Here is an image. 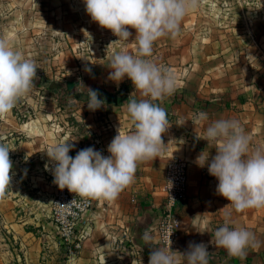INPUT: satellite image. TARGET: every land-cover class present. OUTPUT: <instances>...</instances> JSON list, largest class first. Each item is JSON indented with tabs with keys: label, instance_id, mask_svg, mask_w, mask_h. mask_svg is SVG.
Returning <instances> with one entry per match:
<instances>
[{
	"label": "crops",
	"instance_id": "0c3cea01",
	"mask_svg": "<svg viewBox=\"0 0 264 264\" xmlns=\"http://www.w3.org/2000/svg\"><path fill=\"white\" fill-rule=\"evenodd\" d=\"M242 1L199 0L197 8L181 21L176 38L164 36L154 42L147 59L171 68L177 79L174 95L160 104L170 127L162 134L164 151L155 160L139 163L134 181L114 201L92 200L91 210L75 224L79 247L70 253L59 243L51 222L52 201L40 196V191L29 193L27 186L49 184L44 176L33 177V171L45 169L46 163L52 167L45 150L56 144L68 141L74 145L69 152L73 158L88 147L106 157L118 128L122 133L134 130L126 101L144 97L127 78L119 84L110 81L108 65L116 52L136 54L135 30L130 29L127 43L116 42L118 38L110 30L91 21L83 0L13 1L14 12L24 17L32 9L53 16L48 22L60 48L57 57L71 60L65 69L67 78L55 88L61 90L72 82V91L79 97L70 96L54 105L66 108L64 119L70 126L62 119L55 133L43 132L39 149L34 143L38 136L32 134L25 136L22 148L14 142L8 145L12 168L9 188L0 198V264H149L151 248H163L157 243L156 227L162 216L164 166L172 156L187 164L185 200L177 210L179 235L170 248L181 264H187L181 253L188 250L189 243L207 246L208 264H225L229 258L238 264H264V208L237 213L217 194L218 180L209 174L207 165L197 164L201 153L209 154V162L216 154L214 144L197 136L203 138L206 127L221 118L241 123L251 137L250 152L264 148V4L257 18L255 1ZM62 43H70L71 52ZM65 63L62 61L60 69L64 70ZM88 89L120 94L115 102L92 111L87 107ZM199 112L207 113L208 120L197 121ZM17 168L23 171L18 181ZM17 186L24 188L20 194ZM226 218L230 227L247 229L256 237L258 246L248 248L243 257H231L215 246L214 231ZM144 232L151 236L147 245L141 239Z\"/></svg>",
	"mask_w": 264,
	"mask_h": 264
},
{
	"label": "clouds",
	"instance_id": "9594fccd",
	"mask_svg": "<svg viewBox=\"0 0 264 264\" xmlns=\"http://www.w3.org/2000/svg\"><path fill=\"white\" fill-rule=\"evenodd\" d=\"M83 3L91 21L110 30L118 38L116 42L127 43L132 36L130 29L135 30L136 54L114 53L108 65L112 70L108 79L119 84L127 78L144 97L126 101L134 130L122 133L118 128V134L107 147L109 156L88 147L73 158L69 152L74 145L68 141L45 150L52 164L50 168L46 163L45 170L52 172L53 183L87 205L92 200L114 201L134 181L139 163L155 160L163 153L162 134L170 127L166 110L160 104L174 95L177 79L171 68L157 65L147 57L152 55L154 42L159 38L174 39L179 35L181 21L197 8L199 0H83ZM85 70L91 72L90 68ZM36 78L35 62L0 38V118L9 114L31 90ZM88 91L89 110L102 107L104 101L98 98V92ZM195 118L207 121L208 115L199 112ZM197 139L215 145L216 154L210 162L209 154L201 153L197 164L207 165L209 174L218 180L217 194L228 200L237 213L264 208V148L250 152L251 137L241 123L236 119H217L206 127L203 138ZM9 151L5 144H0V198L5 196L11 180ZM74 203L73 199L58 204L61 209H68ZM141 239L146 245L151 243L148 232ZM214 240L215 246L225 249L231 257H243L248 248L258 246L251 231L230 227L227 218L223 226L215 229ZM151 249L149 264H181L171 249ZM208 255L204 243H189L188 250L181 253L187 264H208Z\"/></svg>",
	"mask_w": 264,
	"mask_h": 264
},
{
	"label": "rangeland",
	"instance_id": "374dc122",
	"mask_svg": "<svg viewBox=\"0 0 264 264\" xmlns=\"http://www.w3.org/2000/svg\"><path fill=\"white\" fill-rule=\"evenodd\" d=\"M13 1L0 0V38L8 40L27 59L35 62L37 78L31 90L21 98L12 111L0 118V144H5L8 147L14 142L17 148H22L27 140L25 136L32 134L33 137L38 136L34 143L39 149L41 140L39 138H41L42 133L50 130L55 133L60 128L61 121L67 114L65 112L66 108L59 109L54 106L66 100L59 99V94L55 91V85L56 83L63 84V79L67 78L65 71L68 66L70 67L71 60H63L57 57L59 54L61 55L60 48L57 46L58 43L54 40L55 38L52 37L53 28L50 27L51 25L48 22V19L51 20L53 16L46 15L47 11L32 9L30 16L26 14L24 17L23 13L14 12V8L17 7L13 5ZM254 1L257 6L256 15L259 18L262 14L260 9L264 4V0ZM241 2L243 1L241 0ZM258 30L262 31L261 28L257 27ZM62 45L64 49L67 47L66 49L71 52L70 43H62ZM62 61L67 64L64 66V70L60 69L63 66ZM66 96L69 99L70 96ZM64 121L67 126H70L69 122H66L65 119ZM20 160V157L17 156V163ZM32 160H36L35 162L39 166L42 163L37 158ZM22 176L23 171L17 168L15 171L16 180H21ZM36 176H44L49 184L45 187H40L38 184L32 188L27 186L29 188L28 192L36 194L37 191H40V196L52 201L55 189L53 188L54 176L52 172L45 169H37L33 171V177ZM23 189L22 186H17L16 193L20 194Z\"/></svg>",
	"mask_w": 264,
	"mask_h": 264
},
{
	"label": "built area",
	"instance_id": "2783aa9c",
	"mask_svg": "<svg viewBox=\"0 0 264 264\" xmlns=\"http://www.w3.org/2000/svg\"><path fill=\"white\" fill-rule=\"evenodd\" d=\"M186 162L176 156H172L164 166V199L162 216L156 227L157 243L163 248H172L179 235L178 207L185 200L186 188ZM74 199L71 208L61 209L60 204H67ZM76 204H81L77 207ZM93 201L87 205L81 203V198L74 196L67 189L60 190L55 185L51 202V222L55 228L59 243L66 251L77 249L78 243L74 238L75 224L81 217L91 210ZM63 213V214H61ZM170 237V240L168 239Z\"/></svg>",
	"mask_w": 264,
	"mask_h": 264
},
{
	"label": "trees",
	"instance_id": "16d2710c",
	"mask_svg": "<svg viewBox=\"0 0 264 264\" xmlns=\"http://www.w3.org/2000/svg\"><path fill=\"white\" fill-rule=\"evenodd\" d=\"M72 87H73L72 82H66L65 87L63 89H61V90L56 89L55 91L57 92V94H59V99H63V100L66 99L67 98L66 95H69L73 98L78 99L79 96H78V94H76L75 92L72 91ZM123 89H124V87H123ZM123 89H121V91ZM118 94H120V91H118L116 93L100 92L98 94V98L103 100L104 104H110V103H113L116 101ZM69 121H71L70 118H69ZM229 259L230 260L227 261V263H225V264H238V261L236 259H233V258H229Z\"/></svg>",
	"mask_w": 264,
	"mask_h": 264
}]
</instances>
